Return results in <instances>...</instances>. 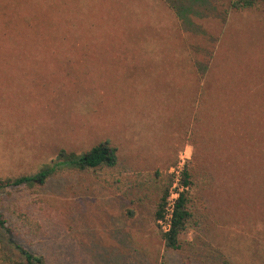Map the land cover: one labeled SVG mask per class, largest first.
Returning a JSON list of instances; mask_svg holds the SVG:
<instances>
[{
    "label": "rangeland",
    "instance_id": "1",
    "mask_svg": "<svg viewBox=\"0 0 264 264\" xmlns=\"http://www.w3.org/2000/svg\"><path fill=\"white\" fill-rule=\"evenodd\" d=\"M228 1L181 26L165 0H0V178L102 140L118 156L1 194L0 264L13 243L46 264H264V10ZM180 165L191 218L170 250L153 218Z\"/></svg>",
    "mask_w": 264,
    "mask_h": 264
},
{
    "label": "trees",
    "instance_id": "2",
    "mask_svg": "<svg viewBox=\"0 0 264 264\" xmlns=\"http://www.w3.org/2000/svg\"><path fill=\"white\" fill-rule=\"evenodd\" d=\"M166 3L171 7V9L176 14L177 19L180 21V25L183 24L190 25L191 23L187 22V14L195 4L198 3H206L207 0H184V3H177L175 0H165ZM229 10L234 12H244V11H257L264 10V0H229L228 1ZM187 20V21H186ZM219 63V62H218ZM217 64L211 63L209 66L206 64L204 66L208 71L213 70L215 66L219 67ZM208 66V67H207ZM180 71H185L188 67L189 70L193 69L197 75L198 85L197 88L202 89L204 83L208 82L205 80L201 81V77L203 73L199 71L200 63L195 62L194 65L189 64V61H185L180 65ZM201 70V69H200ZM207 71V72H208ZM190 84V83H189ZM190 90H192L190 85ZM203 94L202 99L197 103L196 95H194V99L190 97L187 99H193L194 111L199 114V117H195V121H202V117H200L202 110H207L208 95ZM207 96V97H206ZM209 96L208 98H210ZM212 100L215 97H211ZM197 103V106H196ZM186 101H184L183 105L185 106ZM204 108V109H203ZM199 109V110H196ZM263 159L264 166V148L261 145V153L259 154ZM118 166V156L117 150L113 147L108 140H102L98 144L92 146L89 150L76 154L73 152H66L61 149L56 155L55 159L51 160L50 163L43 165L36 173L32 175H22L18 177H8L5 179L0 178V195L3 194L9 188H18V187H40L46 184V182L53 177L56 173L72 170V171H96L102 168L105 169H114ZM171 177L168 180V184L163 187L161 191V196L159 197L155 210H154V222L160 221L163 218L164 208L166 205V200L170 195L169 184H171ZM179 188L178 195L174 201V207L172 212V218L170 223V228L166 232H158V236L164 244V247L170 250H178L180 248L179 240L180 235H182L187 227L189 219L191 218V213L189 210V199H188V189L191 186V175L188 168L185 166L181 169L179 175ZM128 215H132L131 211L128 212ZM32 225V223H29ZM0 230L5 232L8 236L9 242L11 241V231L6 227L5 221L3 218V213L1 209V198H0ZM13 247L16 251V256L13 253L11 256H15L17 258L3 261L4 264H46L43 257L34 254L27 249L22 248L18 243H13Z\"/></svg>",
    "mask_w": 264,
    "mask_h": 264
},
{
    "label": "built area",
    "instance_id": "3",
    "mask_svg": "<svg viewBox=\"0 0 264 264\" xmlns=\"http://www.w3.org/2000/svg\"><path fill=\"white\" fill-rule=\"evenodd\" d=\"M182 168H183L182 165H180V167L176 171H174L175 183L173 185V188L170 190V195L168 196V198L166 200L163 218H162V220L159 221L160 229L162 232H166L170 228L172 212H173V207H174V201L178 195V191L181 190L179 188V178H180L179 175H180V171Z\"/></svg>",
    "mask_w": 264,
    "mask_h": 264
}]
</instances>
